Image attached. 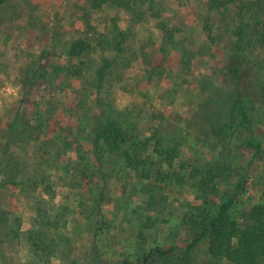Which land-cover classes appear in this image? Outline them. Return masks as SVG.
I'll return each mask as SVG.
<instances>
[{
    "label": "rangeland",
    "instance_id": "374dc122",
    "mask_svg": "<svg viewBox=\"0 0 264 264\" xmlns=\"http://www.w3.org/2000/svg\"><path fill=\"white\" fill-rule=\"evenodd\" d=\"M93 1L0 5V98L29 121L27 144L0 128V264H122L156 247L179 256L155 264H232L190 217L236 193L233 218L263 203L264 0ZM107 118L129 145L103 156Z\"/></svg>",
    "mask_w": 264,
    "mask_h": 264
},
{
    "label": "trees",
    "instance_id": "16d2710c",
    "mask_svg": "<svg viewBox=\"0 0 264 264\" xmlns=\"http://www.w3.org/2000/svg\"><path fill=\"white\" fill-rule=\"evenodd\" d=\"M8 0H0L3 5ZM121 0H94L95 8L102 7L105 4H117ZM219 0L210 1V6L221 7ZM68 51L70 59H76L82 56L87 43L85 40H77L72 43ZM238 72V70H237ZM234 110L230 113L231 120H236ZM95 130V143L100 148L105 147L107 151L101 152L103 156L107 152H116L119 148L129 145L127 132L122 129L120 124L113 118H107L104 121L97 119ZM239 122L240 127L246 125L245 122H251L245 115V118ZM29 126V121L24 115L16 113L14 122L11 123L12 131L10 141L16 144V141L29 143L28 138L23 136L22 127ZM3 132H6L3 129ZM4 135V133H3ZM7 140V139H6ZM250 145L261 152L260 143L252 134ZM168 155L176 158L178 148L170 146L167 148ZM242 185H237L241 189ZM237 199V193L228 201L221 204L217 213L212 214L208 210L198 208L196 214H192L190 222L199 230L200 238H207L208 253L215 260H222L232 264H264V186L261 195L263 203H246L242 206L237 218H233L230 208ZM4 219V213H0V222ZM15 234V233H14ZM34 246L39 247L36 243ZM50 250V248H49ZM179 256L172 250L161 248H151L143 256L142 260L134 262L126 259L122 264H155L166 262L170 258ZM183 264H189L184 257H178Z\"/></svg>",
    "mask_w": 264,
    "mask_h": 264
},
{
    "label": "crops",
    "instance_id": "0c3cea01",
    "mask_svg": "<svg viewBox=\"0 0 264 264\" xmlns=\"http://www.w3.org/2000/svg\"><path fill=\"white\" fill-rule=\"evenodd\" d=\"M4 4H6V3H4ZM58 12H60V8L57 9L56 13H58ZM35 14H37V13H35ZM22 26H23V28H27L28 27L27 24L22 25ZM18 68H19L18 66H15L12 69L10 68L9 71L11 72V74H15L16 75V77L11 76V78L15 79V78H17V77L20 76V71H19ZM9 71L6 74H9ZM6 77L7 76H5L4 74H2V78L0 77L1 78L0 79L1 80L0 82H4V79ZM19 79H20V77L18 78V80ZM6 83L7 82H5V84ZM2 85L3 84H0V86H2ZM15 114H16L15 111H13V109L10 108V106L8 104H6V106L5 105H2V101H1V98H0V128H3L4 127L3 125L6 124V123H9V125H10L12 122H14Z\"/></svg>",
    "mask_w": 264,
    "mask_h": 264
}]
</instances>
